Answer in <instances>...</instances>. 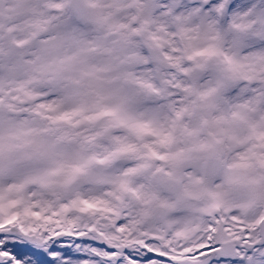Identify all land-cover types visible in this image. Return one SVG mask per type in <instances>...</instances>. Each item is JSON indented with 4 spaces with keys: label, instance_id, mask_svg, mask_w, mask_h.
Listing matches in <instances>:
<instances>
[{
    "label": "snow or ice",
    "instance_id": "snow-or-ice-1",
    "mask_svg": "<svg viewBox=\"0 0 264 264\" xmlns=\"http://www.w3.org/2000/svg\"><path fill=\"white\" fill-rule=\"evenodd\" d=\"M0 264H264V0H0Z\"/></svg>",
    "mask_w": 264,
    "mask_h": 264
}]
</instances>
